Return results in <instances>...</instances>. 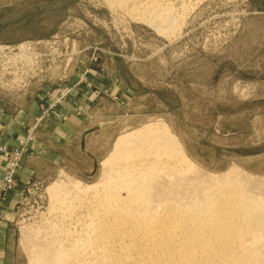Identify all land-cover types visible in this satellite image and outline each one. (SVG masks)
I'll list each match as a JSON object with an SVG mask.
<instances>
[{
    "label": "rangeland",
    "instance_id": "374dc122",
    "mask_svg": "<svg viewBox=\"0 0 264 264\" xmlns=\"http://www.w3.org/2000/svg\"><path fill=\"white\" fill-rule=\"evenodd\" d=\"M185 4L184 18L160 33L102 0H0V97L43 101L17 144L0 145V264H28L55 230H74V212L48 188L101 193L115 141L156 120L205 175L264 177V0ZM67 103L73 159L48 180L38 166L21 181L34 149L52 146Z\"/></svg>",
    "mask_w": 264,
    "mask_h": 264
},
{
    "label": "bare ground",
    "instance_id": "6f19581e",
    "mask_svg": "<svg viewBox=\"0 0 264 264\" xmlns=\"http://www.w3.org/2000/svg\"><path fill=\"white\" fill-rule=\"evenodd\" d=\"M178 1L102 0L160 33L188 10ZM101 176L102 192L85 197L79 185L48 188L77 226L54 229L28 264H264V177L205 175L162 120L119 137Z\"/></svg>",
    "mask_w": 264,
    "mask_h": 264
},
{
    "label": "crops",
    "instance_id": "0c3cea01",
    "mask_svg": "<svg viewBox=\"0 0 264 264\" xmlns=\"http://www.w3.org/2000/svg\"><path fill=\"white\" fill-rule=\"evenodd\" d=\"M15 96L19 97V95L0 97V145L15 146L43 107L42 100L33 97L18 99ZM72 106L71 103H67L65 108L59 111L56 117L60 122L54 135L50 136L53 140L52 146L45 147V155L34 149L32 161H26L24 168L26 171L23 170L20 174L21 181L36 177L38 166L46 169L44 176L46 178L42 179L48 180L67 165L68 159H73L74 107ZM3 166L4 163L0 161V177L3 174Z\"/></svg>",
    "mask_w": 264,
    "mask_h": 264
}]
</instances>
